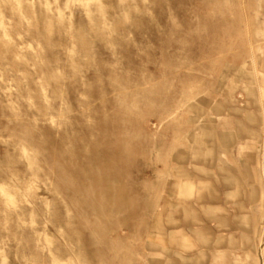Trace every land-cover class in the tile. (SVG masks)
I'll return each mask as SVG.
<instances>
[{
	"label": "rangeland",
	"instance_id": "1",
	"mask_svg": "<svg viewBox=\"0 0 264 264\" xmlns=\"http://www.w3.org/2000/svg\"><path fill=\"white\" fill-rule=\"evenodd\" d=\"M79 1L0 0V264H264V0Z\"/></svg>",
	"mask_w": 264,
	"mask_h": 264
},
{
	"label": "clouds",
	"instance_id": "2",
	"mask_svg": "<svg viewBox=\"0 0 264 264\" xmlns=\"http://www.w3.org/2000/svg\"><path fill=\"white\" fill-rule=\"evenodd\" d=\"M44 7L48 8L49 11H51V8L53 7L52 5L49 4H45L43 5ZM5 7L6 8H11L12 10V15L15 16L17 14H19L20 16V20L24 23H28L30 24V21L27 20V18L24 16V14L22 12L19 11L20 9V5L19 4H13V3H5ZM71 7V5L66 4L65 5V10L69 9ZM61 16H63V13L61 12ZM12 25V20L8 19L3 11H0V26H5V34H6V38H7V28L10 27ZM3 194L5 196V198L8 200L9 205L11 207H15V204L13 203V196H10L8 194V189L6 187L3 188ZM3 264H8L7 259L5 258V260L3 261Z\"/></svg>",
	"mask_w": 264,
	"mask_h": 264
},
{
	"label": "bare ground",
	"instance_id": "3",
	"mask_svg": "<svg viewBox=\"0 0 264 264\" xmlns=\"http://www.w3.org/2000/svg\"><path fill=\"white\" fill-rule=\"evenodd\" d=\"M17 1V0H16ZM19 1V0H18ZM73 1V0H72ZM74 1H79V0H74ZM87 1H90V0H87ZM97 1V0H96ZM80 2V1H79ZM91 2V1H90ZM17 3H19V2H17ZM20 5V4H19ZM3 187H4V184H0V193H1V195H3ZM8 194L10 195V196H13L14 197V194L11 192H8ZM16 201H15V197H14V199H13V203H15ZM48 237V236H47ZM48 241V240H47ZM57 259V258H56ZM54 260V259H53ZM54 263L55 264H64V263H62V262H60V261H58V260H55L54 261ZM69 264V263H68ZM71 264H73V263H71Z\"/></svg>",
	"mask_w": 264,
	"mask_h": 264
}]
</instances>
